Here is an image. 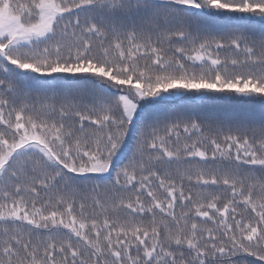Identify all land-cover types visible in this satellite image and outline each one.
Listing matches in <instances>:
<instances>
[{
  "label": "trees",
  "instance_id": "16d2710c",
  "mask_svg": "<svg viewBox=\"0 0 264 264\" xmlns=\"http://www.w3.org/2000/svg\"><path fill=\"white\" fill-rule=\"evenodd\" d=\"M0 264H264V0H0Z\"/></svg>",
  "mask_w": 264,
  "mask_h": 264
},
{
  "label": "rangeland",
  "instance_id": "374dc122",
  "mask_svg": "<svg viewBox=\"0 0 264 264\" xmlns=\"http://www.w3.org/2000/svg\"><path fill=\"white\" fill-rule=\"evenodd\" d=\"M3 14H6V15L8 16V14L5 13V10L3 11ZM15 25L18 26L19 28H22L23 31L26 33V31H27V27H25V26H21V25H20L19 23H17V22H15Z\"/></svg>",
  "mask_w": 264,
  "mask_h": 264
}]
</instances>
